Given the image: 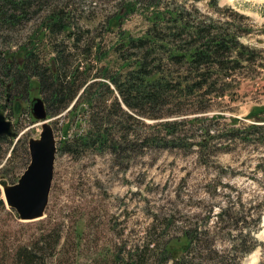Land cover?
Here are the masks:
<instances>
[{
    "label": "rangeland",
    "instance_id": "1",
    "mask_svg": "<svg viewBox=\"0 0 264 264\" xmlns=\"http://www.w3.org/2000/svg\"><path fill=\"white\" fill-rule=\"evenodd\" d=\"M38 2L42 4L39 6ZM146 2L32 0L34 6L26 14L27 19L12 28L0 23V61L4 54L17 51L37 36L43 20L56 4L57 9L72 11L71 37L58 34L43 37L37 45L36 41L30 44L34 56L38 58L37 72L42 71L53 57L55 43H63L72 56H78L74 40L79 33L78 47L99 46L101 52L106 54L99 61H95L93 55L88 56L91 70L80 80L87 76L86 85L108 82L97 76L113 70L116 72L120 66L112 52L113 45L119 42V31L137 38L149 26ZM211 2L153 0V4L167 8L165 11L191 14L219 27L225 28L228 24L231 28L248 29L239 41L255 50L254 63L235 72L225 83L220 79L217 89L219 96L197 102L190 100L182 108H174L176 112L186 115L181 117L188 121L183 126L186 139L181 144L188 148H136L130 156L83 151L77 146H73L70 152L62 151L60 148L64 140L72 142L87 128L80 112L77 111L75 116L68 113L79 94L66 109L59 110L45 100L48 97L46 93L41 94L35 80L30 82L25 98L18 97H24V92L15 86V96L19 99L14 102L20 103L21 113L30 112L35 98H41L47 102L46 105H50L47 123L53 130L58 151L43 218L20 221L5 203L4 209H0V264H21L15 255L18 248L24 246L37 256H45L44 262L49 264L46 260L48 245L46 247L47 243H38V240L46 236L56 223L61 224L62 238L57 259H53L51 264H131L128 251L133 246L144 243L152 248L154 244L151 243L156 242L157 247L162 248L169 236H182L180 228L183 225L196 227L200 231L207 230L205 239L209 246L232 255L234 253L229 250L234 244L233 240L226 232L223 235V229L219 230L229 220L227 218L220 223L216 215L221 210L233 217L239 227L255 230L252 240L259 245L242 258L241 264H248L253 257L257 258L255 264H264V145L237 138L227 139L224 134L225 128L235 129L251 124L247 119L251 110L264 108V0H217L215 5ZM130 5L131 11H127ZM117 12L124 14L121 25L108 30L106 19ZM67 62L75 65L71 59ZM1 66L0 62V73ZM79 68L83 71L82 65ZM68 69H72L70 65ZM0 79L8 81L2 74ZM88 95L92 96V107L96 108L98 115L110 114L111 121L107 126L119 136V130L124 125L119 126L114 122L116 118L112 106L117 94L108 95L105 88L95 85ZM4 102L0 98V103ZM120 106L125 109L122 104ZM1 112L9 116L17 129L11 144H0V185L1 182L12 185L29 164L27 142L39 137L41 124L34 118L14 114L9 106H5ZM195 117L204 119L205 128L210 130V139L197 127L198 124L190 122ZM78 119L82 121L80 125L76 124ZM167 119L155 121L140 118L144 125L135 124L131 129L141 134L146 126ZM65 126H69L66 134L63 132ZM237 136L241 137L238 133ZM201 141L207 142L199 146ZM238 232L233 231V236ZM175 241L170 242L171 250L177 254L185 241L183 238ZM38 246L43 247L42 252ZM150 257L147 252L146 261L149 263L152 260Z\"/></svg>",
    "mask_w": 264,
    "mask_h": 264
},
{
    "label": "trees",
    "instance_id": "2",
    "mask_svg": "<svg viewBox=\"0 0 264 264\" xmlns=\"http://www.w3.org/2000/svg\"><path fill=\"white\" fill-rule=\"evenodd\" d=\"M144 1H147L146 19L149 26L137 38L120 30L119 42H116L112 48L115 61L120 63L119 68L116 72L113 70L108 74L97 76L108 82L96 84L92 82L88 85H86L87 76L80 80L81 76H85L91 70L88 56L93 55L95 61H99L106 54L101 52L99 46L78 47L79 33L74 40V48L78 51V56H72L63 43H55L52 50L55 52L53 57L49 59L42 71L37 72L38 58L34 56L30 44L36 41L37 45L43 37L47 36L58 34L70 36L69 33L73 29L72 11L65 12L57 9L55 4L43 20L37 36L31 42L20 46L17 51L8 52L2 57L0 74L8 81L0 79V98L5 101V105L0 103V111H3L5 106L13 105V100L25 98L33 79L41 94L46 93L48 99L45 100L50 105H56L59 110L66 109L79 94L68 113L75 116L77 111L80 112L87 128L72 142L64 140L60 148L62 151L70 152L73 146H77L83 151L130 156L136 148L154 147L167 150L186 147L181 143L186 139L183 126L188 121L181 118L186 116L185 114L176 112L174 108H182L190 100L197 102L219 96L217 89L220 86V79L225 83L235 72L254 63L255 50L249 49L239 41V38L249 31L248 29L231 28L228 24L225 28L219 27L214 23H207L205 19L194 18L191 14L179 13L175 10L165 11L167 8L153 4V0ZM211 1V4L217 3V0ZM31 2L32 0H0V23L9 28L17 26L18 23L27 19L26 14L34 6ZM41 4L42 2H38L39 6ZM127 7V11H131V5ZM123 15L117 12L108 17L107 29H117L121 25ZM70 59L75 61L74 66L73 62L68 64L67 61ZM68 65L72 69H68ZM81 65L83 71H80ZM29 71L32 72L28 73ZM95 85L105 88L108 95L117 94L118 99L114 98L112 106L116 118L114 122L119 126L124 125L119 130V136L110 126H107L111 121L110 114L98 115L96 108L92 107V96L88 93ZM15 86L24 92V97L16 98ZM120 104L125 109L121 108ZM50 105H47V114H49ZM17 108L19 109L18 104ZM140 118L155 121L162 118L168 119L146 126L145 131L136 134L131 126L144 125ZM172 118L173 120H169ZM247 119L251 122L247 126L235 129L225 128L224 134L227 139L237 138L264 145V108H253L247 115ZM203 120V118L195 117L190 122L198 124L197 127H200L202 133L210 139V130L205 128ZM79 123L82 121L78 119L76 124L80 125ZM68 129L69 126H65L64 134ZM237 133L242 138L238 137ZM207 141H201L198 145L203 146L202 142ZM11 142L12 139L0 137V144H11ZM0 195V209H4L2 194ZM225 212L221 210L216 217L220 223L229 219L227 225L219 227V230L223 229V235L226 232V235L233 240L234 244L229 250L234 253L232 255L220 252L217 247L211 248L205 239L207 230L200 231L196 227L183 225L180 228L182 236L178 238L169 236L162 248H158L156 242L151 243L154 244L152 248H149L150 244L135 245L128 251V259L131 264H147L149 262L146 261V253L149 252L152 259L149 264L169 262L172 264H241L242 258L259 245L256 240H252L255 230L239 227L235 219ZM60 226L61 224H54L50 227L49 233L38 240V243L45 242L46 247L48 245L46 260L49 264L54 262L53 259L58 254L57 249L62 238ZM236 230L239 232L233 236L232 232ZM181 238L184 239L185 244L181 251L175 254L171 250L170 242L174 239L178 242ZM37 248L43 251V247ZM15 259L21 264H45V256H37L25 246L18 248Z\"/></svg>",
    "mask_w": 264,
    "mask_h": 264
},
{
    "label": "water",
    "instance_id": "3",
    "mask_svg": "<svg viewBox=\"0 0 264 264\" xmlns=\"http://www.w3.org/2000/svg\"><path fill=\"white\" fill-rule=\"evenodd\" d=\"M31 111L35 121L41 122V132L37 139L27 142L29 164L15 184L1 182L0 185L6 207L25 222L40 220L45 215L57 152L53 130L47 123V114L40 99H33ZM2 136L14 138L16 134L11 131L9 120L0 112Z\"/></svg>",
    "mask_w": 264,
    "mask_h": 264
},
{
    "label": "bare ground",
    "instance_id": "4",
    "mask_svg": "<svg viewBox=\"0 0 264 264\" xmlns=\"http://www.w3.org/2000/svg\"><path fill=\"white\" fill-rule=\"evenodd\" d=\"M35 99H40L41 101H42V103H43V107H44V111L46 112V114H47V105H46V103H45V100H43V99H41V98H35ZM75 103V102H74ZM19 105V109L17 108L16 109V105ZM13 107V108H12ZM9 108H11V110L14 112V114H16V115H21V116H23V117H30V118H34L33 117V115H32V111L30 110V112H29V110H28V112H26V113H21V106H20V103L19 102H15V103H13V105H11V106H9ZM31 108H32V104H31ZM1 112V111H0ZM2 113V112H1ZM3 115H4V117H5V119L6 120H9V122H10V124H11V131L12 132H16V130L17 129H15V124H13V122L12 121H10V118H9V116H7V115H5L4 113H3ZM35 120V119H34ZM16 134V133H15ZM2 137H5V136H2ZM16 137V136H15ZM14 137V138H15ZM53 137H54V133H53ZM14 138H9V139H14ZM54 141H55V143H56V140H55V138H54ZM57 144V143H56ZM257 261V258L256 257H253L252 258V260L248 263V264H255V262Z\"/></svg>",
    "mask_w": 264,
    "mask_h": 264
},
{
    "label": "flooded vegetation",
    "instance_id": "5",
    "mask_svg": "<svg viewBox=\"0 0 264 264\" xmlns=\"http://www.w3.org/2000/svg\"><path fill=\"white\" fill-rule=\"evenodd\" d=\"M14 101H16V99H15V100H13V103H15Z\"/></svg>",
    "mask_w": 264,
    "mask_h": 264
}]
</instances>
